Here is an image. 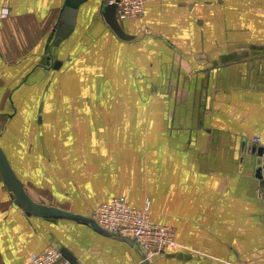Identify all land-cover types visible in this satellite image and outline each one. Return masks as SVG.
I'll return each mask as SVG.
<instances>
[{"label": "crops", "instance_id": "obj_1", "mask_svg": "<svg viewBox=\"0 0 264 264\" xmlns=\"http://www.w3.org/2000/svg\"><path fill=\"white\" fill-rule=\"evenodd\" d=\"M64 1L0 0V13L8 12L0 16V116L15 121L2 150L33 201L89 218L117 197L137 209L148 203L149 220L173 228L177 246L145 260L130 239L27 217L18 207L2 217L0 206V264H32V255L50 248L65 249L76 264H264V189L250 153L252 137L264 149V0H148L141 17L120 25L129 41L110 33L99 12L107 0H88L61 43L99 36L100 65L108 72L122 58L138 68L137 96L147 103L134 105L132 89L125 110L103 84L98 107L97 81L90 95L77 92L64 84L74 82L72 72L59 87L77 92L64 96L68 107L57 92L51 108L35 94L22 102L28 83L56 62L63 67L52 45ZM142 32L149 36L139 40ZM153 83L163 85L165 102L150 96ZM77 102L86 109L66 119ZM205 105L212 110L207 130L197 120ZM161 114L164 123L155 119ZM3 193L11 202L0 178Z\"/></svg>", "mask_w": 264, "mask_h": 264}, {"label": "rangeland", "instance_id": "obj_2", "mask_svg": "<svg viewBox=\"0 0 264 264\" xmlns=\"http://www.w3.org/2000/svg\"><path fill=\"white\" fill-rule=\"evenodd\" d=\"M107 1H109V0H107ZM147 1L148 0H146L145 3ZM149 1H152V0H149ZM194 1L200 2L201 0H194ZM145 3H144V5H145ZM143 10H144V8H143ZM142 15H143V11L139 17H141ZM139 17H137V18H139ZM134 19H136V18H134ZM129 21L130 20H126V21L122 22V20H119L118 22L122 27H126V23H128ZM111 31L112 30H110V33H111ZM141 34L143 36H139V40L143 39V38L144 39L148 38V36H149V34L147 32L146 33L142 32ZM78 38H80L81 40H80V42H78L79 39H77L75 46H73L74 42H72V43H65L64 42L65 43L64 44V43H61L62 40H60L59 43H57V44L55 43V45L54 44L52 45L53 46L52 49L55 50V53L57 52L59 54V56L63 59V62H64L63 67L61 69H58V67L60 65L56 68H54V66H53V69L51 68L52 70L49 69V71L44 72L43 79L38 80V82H36V84L33 83L34 81L28 83L26 85V87L24 88V90H22L20 92V101L23 102L26 97H30V96L33 97L35 94L36 96H40L41 100L39 102H43V106H45V108H47V107L51 108L50 104H52V103H49L48 101L50 100V96L52 95V93L57 92V96H60L59 103H60V101L67 103L69 101L67 98L64 99V96H66L67 94H72V93H75V95H76L77 92H79V91L80 92L82 91L83 93H87V95H90L89 94L91 92L90 91V85L95 84V81H97V84L99 86L98 89L92 90V96L97 101L96 106H98V107L100 106V101H101L100 100L101 99L100 93L102 91L103 84H106L109 88V91H111V93H115V95H118L120 99L122 98L120 100L122 103L120 106L125 108V110H126V107H128V106H126L127 105V102H126L127 98L125 96L127 95L128 91L129 90L131 91L132 89L135 90L134 94L136 93V96H137V95H139V91L143 90V88H141V86L143 87V83H141V85H139L138 80L135 78L136 72L133 76V71L137 70L138 68H133L132 65L130 66L128 64V62H126V59H122V58H119L120 59L119 61H121V62H118L119 63V65H118V63L116 62L117 58H115L112 60L111 67L109 66L110 68H108L109 71L107 72L105 70V68H103L99 63L101 53H99V52L96 53L97 46L100 45L99 44V36L92 35L90 37V35H89L85 42H83L82 37L78 36ZM96 54H97V57H96ZM148 63L152 64V61H149ZM45 70H47V69H45ZM110 71H112V72H110ZM137 71H140V70H137ZM70 72H72V73H70ZM53 73H55V76H53ZM69 73L71 74V77L73 78L74 82L71 84V86H68V84H67L68 82L64 83L65 87L66 88L69 87V89H71V87H72L73 89H76L77 92L75 90L72 92L69 89H68V91L67 90L61 91L62 89L60 90V88H59L61 86L63 79H65L66 77H69ZM143 74H144V72H143ZM139 76H141V75H139ZM140 78H143V77H140ZM144 86H145V84H144ZM162 86L163 85H161V84L153 83L151 86V88L153 87V90L149 91V93L151 94L150 96H152V98H154V99L158 98V99L162 100L163 102H165L164 99H166L167 93L164 92V88ZM205 98H206V96H205ZM139 99H140V97H138L136 100L133 98L132 102L135 103L134 105L141 104L143 106L146 101H143L142 99L139 101ZM158 99H156V100H158ZM205 100L203 101V103L206 102ZM17 102H19V101L17 100ZM34 102H36V100H34ZM117 102H119V101H117ZM32 105H34L32 107H35V103ZM66 105H67V107L69 106L68 103ZM129 106H131V105H129ZM85 107H86L85 104H81V103L77 102L76 104L73 105L72 108L68 109V111H70V116L66 115L65 116L66 119H67V117L74 116L77 113L82 114L83 110L86 109ZM132 108H133V106H132ZM203 109H204V114L202 116H200L197 120H198V124L201 125L200 127H203L204 129L207 130L208 129L207 125H208L209 118H210L209 115H211L212 110L210 107L209 108L206 107V105L204 106ZM146 116L147 115H143V117L140 118L141 120H143L141 122L144 124H146V121L148 120V117H146ZM16 118H17V116L14 118V120ZM45 118H47V120L55 119L53 117V115L50 116L49 114ZM167 118H168V115H165V114L155 116V119H157L158 123L166 122ZM32 119H34V115L31 116V121H32ZM130 119H131V117L128 114H125L123 117L124 122H126V121L128 122ZM10 121H11V123H10ZM12 121H13L12 118L11 119L8 118L6 121L5 116H2L1 120H0V145H1L0 147L3 149L7 145L4 137L6 134L10 133V131L13 128V125L15 124V121H13L14 124ZM136 121H137V119L136 120L134 119V122H136ZM65 123L67 124V122H65ZM195 126H197V124ZM255 138H259V137H252L250 139V142L252 145L250 153L254 157L257 158V149H258V146H260V144H261V139L259 138L260 144H257L255 142H253ZM97 152H99L98 149H97ZM43 158L45 159V161H47L46 157H43ZM15 167L19 168V165L16 164ZM96 167H98V163H96V161H93L92 162V168L94 169ZM43 182L49 183V179L48 178L44 179V181L42 180L39 183L41 184ZM29 186L32 190H34V192H37L42 196H43V194L44 195L46 194L45 191H42L41 189L36 188V186L32 183H29ZM259 189L263 190L264 187L259 186ZM259 189L257 188L256 190L259 191ZM0 206L2 209L6 208L4 210V212L1 213L2 217H4L3 214L8 215V213L10 212L9 211L10 209H13V211H12L13 217L16 214V212L14 211L15 210L14 207H16V206L14 205L12 200L10 202L6 199L4 193H3V196L0 195ZM163 254H161V255H163ZM161 255H159V256H161ZM155 257H157V256H155ZM155 257H152L148 260H151Z\"/></svg>", "mask_w": 264, "mask_h": 264}, {"label": "built area", "instance_id": "obj_3", "mask_svg": "<svg viewBox=\"0 0 264 264\" xmlns=\"http://www.w3.org/2000/svg\"><path fill=\"white\" fill-rule=\"evenodd\" d=\"M146 0H109L115 4L117 21L132 20L141 15ZM7 10L1 11L0 16L6 17ZM260 144V139L254 141ZM148 203L142 209L130 206L123 197L114 198L97 206L90 218L97 226L107 232L130 239L134 242L145 260L159 256L177 246L173 228H169L149 220ZM63 259L56 249H48L30 257L32 264H54ZM65 263L67 261L64 260Z\"/></svg>", "mask_w": 264, "mask_h": 264}, {"label": "water", "instance_id": "obj_4", "mask_svg": "<svg viewBox=\"0 0 264 264\" xmlns=\"http://www.w3.org/2000/svg\"><path fill=\"white\" fill-rule=\"evenodd\" d=\"M88 0H65L63 8L61 10L59 21L54 28L53 44L59 43L60 40H64L73 31L76 23L77 11L79 7ZM100 14L103 17L105 23L113 31V33L124 41L132 39L131 36L125 34L116 19L115 4H108L104 1L100 7ZM59 62L54 64V68L59 66ZM257 168L255 172L256 178L260 181V185L264 187V149H257ZM0 178L2 183L9 193V197L16 207H18L27 217L46 218V219H67L80 224L87 225L93 230L107 236L121 237L113 233L107 232L97 226V224L89 217H82L67 213L54 207H49L41 203H37L31 199L27 194L23 183L18 179L13 171L4 151L0 147ZM123 238V237H122ZM61 256L70 261L72 264H76L74 258L65 249L58 250Z\"/></svg>", "mask_w": 264, "mask_h": 264}]
</instances>
